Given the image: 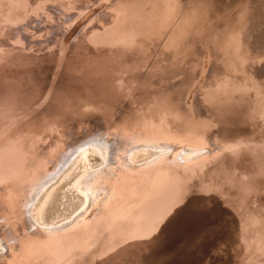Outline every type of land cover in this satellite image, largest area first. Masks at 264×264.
I'll use <instances>...</instances> for the list:
<instances>
[{
	"label": "rangeland",
	"instance_id": "rangeland-1",
	"mask_svg": "<svg viewBox=\"0 0 264 264\" xmlns=\"http://www.w3.org/2000/svg\"><path fill=\"white\" fill-rule=\"evenodd\" d=\"M249 1L0 0V186L38 187L28 213L53 190L44 223L73 221L87 203L81 176L106 165L78 148L129 133L139 172L130 188L123 173L106 183L127 193L126 211L82 224L115 239L103 261L89 246V263L264 264V4ZM242 13L258 25L250 38L231 34ZM158 147L176 153L146 173ZM56 249L68 251L59 264L78 256ZM27 253L14 256L38 264Z\"/></svg>",
	"mask_w": 264,
	"mask_h": 264
},
{
	"label": "bare ground",
	"instance_id": "bare-ground-1",
	"mask_svg": "<svg viewBox=\"0 0 264 264\" xmlns=\"http://www.w3.org/2000/svg\"><path fill=\"white\" fill-rule=\"evenodd\" d=\"M252 1L255 2V4L257 6H261L262 4H264V0H262V1L250 0L249 2H252ZM211 2H212V0H201V2L199 4L200 8H205V9H210V8H212V9L217 8L218 9V8H220L218 6V4L211 3ZM246 6H247V4L245 5V7ZM187 9H188L187 10L188 15L190 13L191 14L194 13L193 9L192 10H190L189 8H187ZM258 10H259L258 8L250 10V15L255 19V20H253L254 24H255V22L256 23L260 22L259 31L264 32V26H261L264 21L260 20V18L259 19L255 18L256 16L260 15V14H258ZM200 11H202V10H200ZM195 13L197 14L200 12L198 10H196ZM243 13H245V12H243ZM243 13L239 17H238V15H234L233 17H231L229 19V23L233 24L232 26L236 25L235 28L237 29L236 31H234L231 34L234 35L235 37L239 36L241 38H242V36L244 37V34H245V37L250 38V37H252L251 35L253 34V31H251L252 29L250 27V25L253 24V21L251 24V20L253 18L251 19V16L250 17L248 16V18L245 19L244 18L245 15ZM259 13H260V11H259ZM236 17H237V20L235 22L233 20V18H236ZM256 20H260V21L257 22ZM253 26L254 25H252V28H253ZM256 27H257L256 30H258V25H256L254 28H256ZM244 28H245V30L240 32V29L243 30ZM256 32L258 33V31H256ZM245 87H247V86H245ZM249 92H251V91H249ZM206 135H205V137H206ZM135 142L136 141H132L129 133H126L122 136H120L119 134L118 135H116V134L115 135H102L99 138H95V139L90 140L89 142L84 143L80 148H78V149H80V151H79L80 154L78 155L79 158L82 156L83 157L86 156V154L90 150H93L99 154L101 153L100 155L103 156L102 159L103 158L105 159L106 165L99 168V166L101 165L100 164L99 166L96 167V169L89 167V168H87V172L81 176V181L79 182V184H80L81 190H83L84 192L83 191H79V192L85 193L84 196H86V198H87V200H86L87 203L85 205L84 210L80 211L81 212L80 214L75 216V218L74 217L71 218V219L74 218L73 221H70L71 220L70 219L69 220L70 222L65 223L63 225H57V226L52 228V227L48 226V224L44 223V216L46 213L47 202H48V199L52 193L51 191H53V190H49V192L46 194L44 200H40L35 205L33 204L31 211L28 213L27 212L28 211L27 204L30 201V199H33V197L30 194L33 191H35V194L38 193L39 191H41V190H39L38 187H37V189L33 188L34 185L31 186L32 184H30V185L27 184L26 186H24V185L16 186V185H19V184H16L13 187L11 186L10 188L6 187L4 184L2 186H0V248H2V250H3L2 253L0 254V256L2 258L8 259L7 263H5V264H22L21 261L16 259V256H14L16 254L17 249H22L24 251H28L27 255L30 256L31 258L35 259L38 262V264H43L42 261H44L45 258L49 259V258H52L53 256H55L54 257L55 261H54V263L50 262V264H59L60 260H63L65 257H67L66 253L68 251L66 250L64 253H58V251L55 253V251L57 250L56 248H63L64 249V246L66 248H69V247H71V248L76 247L77 248V249H75V251H73L74 253L72 254V255H78L77 258L75 259V262H77L76 264H87V263H89V261H88L89 258L87 260H86V258L88 255H90L89 250H87V249H89L91 246H94V245H96L98 251L97 252L94 251L92 253V256L98 258L99 261H101V259L103 261L102 256L104 257V255L106 253L105 251H106L107 247L109 246L108 244L109 243L112 244V241H114L115 239L112 237L111 239H104L103 243L99 242L97 232L102 231L101 233H103L105 231V230H103V228H105V227H101V225H99L98 223H96V224H98L97 226L94 225L93 230L90 228L91 230L89 229V231H85L84 228H82L84 230V232H83V230L81 232V227L83 226L82 224L88 223L85 221L90 216H92L93 218L88 219V220L99 221L100 219H103L105 214L113 215V216H115L113 218H116L117 216L119 217V215H120L119 213L121 212V210L126 211L125 209H127V208L125 206H122L123 205L122 201H123V198L125 196H127V193H125L124 195H116V196L114 195V193L110 194V195L108 193L111 192L110 188H112V183H111L112 181L110 179L115 174L117 176H118V174L120 175V173L124 174V178L122 175H120V178L122 176L123 179H121V180L126 183V185H127L126 189L131 187V185H129L126 182L128 176L132 175V177L136 178L135 175L138 174L139 171H137L138 166H135V165L137 164L136 162H137V156L139 155V152H138V150H135V152H133V153L130 152L131 154L128 155V161H126V157H125L126 156V153H125L126 150L124 151V149L128 148V146L135 144ZM231 144L235 145L237 143L233 142ZM121 148H123V150ZM195 149H197V148L194 147L191 150L192 152L185 150L186 153L185 152L182 153V151L180 150L179 154H177L176 157L181 155L182 159L188 160L189 158H192L193 156L198 154L195 152ZM173 151H174V149H172V148L158 147V152L153 153V154H156L157 157H155L154 160H152L148 164V167L144 166L146 173L149 172L153 166L157 167V164L160 161L170 160L169 158L171 157V154L176 153ZM75 154H77V152H75ZM75 154H73V155H75ZM174 157H175V155H174ZM105 162H103V164ZM126 171H129V173H127ZM117 176H115V177H117ZM115 177L112 178L114 181L117 180V179H115ZM76 179H77V177H76ZM77 180H79V178ZM109 181H111V182H109ZM107 182H109L108 185H110V183H111L110 188L108 185H106ZM124 182H122V183H124ZM117 183H119V182H117ZM73 184H75V183H73ZM74 187H75V185H74ZM122 187H124V186H122ZM122 187L120 188V190L122 189ZM124 190H125V187H124ZM124 190L122 189V192H124ZM130 191H131V189H130ZM122 196H123V198H122ZM30 197H32V198H30ZM84 201H85V198H84ZM117 214H119V215H117ZM122 217H124V215ZM107 218H108V216H107ZM109 218H110V216H109ZM111 218H112V216H111ZM112 219H110V220L112 221ZM120 219H121V217H120ZM110 220H108V221H110ZM113 221H114V219H113ZM102 223H103V225L106 224L104 226H106V228L108 229L109 232H114V234L116 231H119L121 228L119 226L113 227L107 221H104ZM93 224H95V223L93 222ZM114 224H117V223H114ZM84 225L86 226L87 224H84ZM95 227H101L102 229L98 230L100 228H95ZM95 231H96V234H94ZM89 234H92V237L94 236V238L92 240H91V236L89 238ZM144 234H147V233L144 232ZM51 248H52V250H49ZM48 250L53 251V253L46 254V252ZM75 262H73V264ZM89 264H91V263H89Z\"/></svg>",
	"mask_w": 264,
	"mask_h": 264
}]
</instances>
